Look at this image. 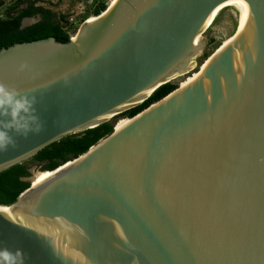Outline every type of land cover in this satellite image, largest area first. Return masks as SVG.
<instances>
[{
	"label": "water",
	"instance_id": "1",
	"mask_svg": "<svg viewBox=\"0 0 264 264\" xmlns=\"http://www.w3.org/2000/svg\"><path fill=\"white\" fill-rule=\"evenodd\" d=\"M228 2L239 32L193 79L38 184L21 177L0 264H264V0H113L66 42L1 47L0 82L35 97L43 129L15 136L0 171L187 72Z\"/></svg>",
	"mask_w": 264,
	"mask_h": 264
},
{
	"label": "trees",
	"instance_id": "2",
	"mask_svg": "<svg viewBox=\"0 0 264 264\" xmlns=\"http://www.w3.org/2000/svg\"><path fill=\"white\" fill-rule=\"evenodd\" d=\"M13 1L14 2L5 9L0 17V48L14 42L29 41L48 36H53L60 42L68 41L70 35L68 30L65 29L68 22L66 14L60 13L57 15V13L52 11L49 7L37 4V0ZM3 3L4 0H0V6ZM106 7L103 1H99L92 10L93 14L98 15L105 10ZM37 13L41 15V19L38 22L20 28V22L23 17L32 16ZM87 14L88 13L82 16V20L87 17ZM211 42H213V39H210V43ZM208 55L209 54L206 53L204 57ZM177 87L178 85L171 81L164 83L157 87L141 103L119 114L131 117ZM113 128V123L105 121L95 127L66 135L43 147L30 159L0 171V205L11 204L23 190L29 187L30 183L21 179V177L29 175V164L42 163V169L55 168L59 164L72 160L85 152L99 139L108 135Z\"/></svg>",
	"mask_w": 264,
	"mask_h": 264
},
{
	"label": "rangeland",
	"instance_id": "3",
	"mask_svg": "<svg viewBox=\"0 0 264 264\" xmlns=\"http://www.w3.org/2000/svg\"><path fill=\"white\" fill-rule=\"evenodd\" d=\"M42 3L44 6L49 7L51 10L55 11L58 14H66V19L70 20L74 18L73 21H69L71 25L68 26V31L74 35L79 27V25L84 21L82 16L79 14L82 8V1L80 0H37V2ZM14 1H7L6 4L0 10V14H3L5 9L12 4ZM239 11L235 6H224L216 15L213 22L206 27L202 33V37L209 38L208 41L204 44L199 54L193 61L192 67L174 79L171 80L172 83L177 84L178 86H183L189 80L193 79L196 74L201 70L208 60V58L218 50L223 44H225L230 37L233 35L238 20ZM94 14H91L92 16ZM210 39H213V42L210 43ZM208 53L207 57H204V54ZM123 112V111H122ZM128 116L123 114H114L109 117L108 121L113 123L114 127L118 129L120 125L125 123L128 120ZM42 169V163H32L29 164V170H33L34 173L40 172L44 174L45 171H38ZM38 181V180H35ZM35 183V182H34Z\"/></svg>",
	"mask_w": 264,
	"mask_h": 264
},
{
	"label": "clouds",
	"instance_id": "4",
	"mask_svg": "<svg viewBox=\"0 0 264 264\" xmlns=\"http://www.w3.org/2000/svg\"><path fill=\"white\" fill-rule=\"evenodd\" d=\"M35 104V97L0 82V152L17 146L15 136L27 137L29 133L42 131L43 123Z\"/></svg>",
	"mask_w": 264,
	"mask_h": 264
},
{
	"label": "bare ground",
	"instance_id": "5",
	"mask_svg": "<svg viewBox=\"0 0 264 264\" xmlns=\"http://www.w3.org/2000/svg\"><path fill=\"white\" fill-rule=\"evenodd\" d=\"M112 2H113V0H111L110 2H109V4H108V6L110 7V5L112 4ZM235 6L237 9H238V11H239V14H238V20H237V27H236V29H235V31H234V33H233V35L230 37V39L229 40H231L238 32H239V29H240V27H241V24H242V16H241V11H240V9L235 5V4H233V3H230V2H228V3H223L222 5H220V6H218L214 11H213V13L210 15V18L208 19V21H207V23H206V25L208 26V25H210L212 22H213V20L215 19V17H216V15L218 14V12L224 7V6ZM91 18H96L95 17V15H92V16H90L88 19H91ZM72 36H75V34L74 35H72ZM71 36V37H72ZM228 40V41H229ZM227 41V42H228ZM226 42V43H227ZM225 43V44H226ZM224 45V44H223ZM207 62V61H206ZM206 62H205V64H206ZM204 64V65H205ZM198 74V73H197ZM196 74V75H197ZM150 92V91H149ZM148 92V93H149ZM147 93V94H148ZM111 115H108L107 117H110ZM129 120V119H128ZM127 120V121H128ZM126 121V122H127ZM124 124V123H123ZM122 124V125H123ZM122 125H120V126H122ZM67 164H69V163H67ZM60 168H63V167H60ZM60 168L59 169H57V170H60ZM44 171V170H43ZM54 172H56V171H51V172H49V171H44L43 173L44 174H41L40 172H35L34 173V176H33V178H32V180H31V185H35V184H38L39 182H41L42 180H44V179H46V178H48L49 176H51ZM35 180H38V181H35ZM35 182V183H34ZM10 207H3V210H5V209H9Z\"/></svg>",
	"mask_w": 264,
	"mask_h": 264
},
{
	"label": "built area",
	"instance_id": "6",
	"mask_svg": "<svg viewBox=\"0 0 264 264\" xmlns=\"http://www.w3.org/2000/svg\"><path fill=\"white\" fill-rule=\"evenodd\" d=\"M7 1H12V0H4V3L0 6V10L2 9V7L6 4V2ZM82 1V8L83 9H81L80 10V12H79V14L81 15V16H83L84 14H86V13H88L86 16V18L84 19V20H86V19H88L89 17H90V15L91 14H93V9H94V7L99 3V1H103L105 4H106V6L108 7V4H109V2L111 1V0H81ZM106 7V8H107ZM2 16V14H0V17ZM74 20V18H71L70 20H68V22H67V24H66V26H65V29H68V26L69 25H71V24H69L71 21H73ZM70 21V22H69ZM68 33H69V35H70V37L72 36V34L68 31Z\"/></svg>",
	"mask_w": 264,
	"mask_h": 264
},
{
	"label": "flooded vegetation",
	"instance_id": "7",
	"mask_svg": "<svg viewBox=\"0 0 264 264\" xmlns=\"http://www.w3.org/2000/svg\"><path fill=\"white\" fill-rule=\"evenodd\" d=\"M37 4H41V5H43L42 3H39V1L37 2ZM44 6V5H43ZM46 7V6H45ZM53 11V10H52ZM38 14V13H37ZM40 15V14H39ZM40 17H41V15H40Z\"/></svg>",
	"mask_w": 264,
	"mask_h": 264
},
{
	"label": "crops",
	"instance_id": "8",
	"mask_svg": "<svg viewBox=\"0 0 264 264\" xmlns=\"http://www.w3.org/2000/svg\"><path fill=\"white\" fill-rule=\"evenodd\" d=\"M81 1V0H80Z\"/></svg>",
	"mask_w": 264,
	"mask_h": 264
}]
</instances>
